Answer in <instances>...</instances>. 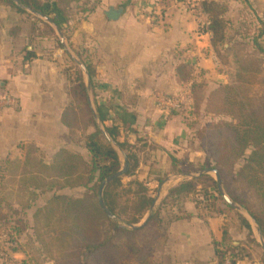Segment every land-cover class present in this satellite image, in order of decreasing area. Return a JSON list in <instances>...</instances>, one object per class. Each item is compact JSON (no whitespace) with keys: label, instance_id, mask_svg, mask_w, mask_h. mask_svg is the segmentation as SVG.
<instances>
[{"label":"crops","instance_id":"obj_1","mask_svg":"<svg viewBox=\"0 0 264 264\" xmlns=\"http://www.w3.org/2000/svg\"><path fill=\"white\" fill-rule=\"evenodd\" d=\"M55 1L47 0L50 17L27 9L38 18L41 32L48 31L45 24L54 31L36 36L30 34L29 25L16 9L0 5V16L5 15L0 20V94L16 98L14 107L0 111V140L15 141L3 142L6 149L0 154V165L8 160L23 161L29 149L46 160L60 148L78 149L70 139L69 128L62 122L63 112L71 103L72 58L81 69L80 63L86 67L82 71L93 114L98 115V106L107 116L105 124L116 126L120 140L136 149L139 159L136 176L149 186L155 198V211L171 188L199 176L200 171H176L173 158L197 164L205 162L207 154L198 140L193 139L194 131L190 127L194 97L192 110H186V114H164L155 107L154 99L158 94H174L191 82L216 76L221 63L211 33L200 25L192 7L177 0H94L93 5L88 0H68L67 18L55 10ZM246 1L256 2V17L263 29L264 0ZM110 6L123 8L118 20H109L105 15ZM52 16L61 21L63 30ZM86 65L95 71L93 89ZM184 65L192 70V78L187 82L178 72ZM196 68L198 80L194 76ZM98 124L104 129L101 121ZM14 149L22 153L12 156ZM81 151L86 155V150ZM0 176L9 175L4 171ZM218 207L224 206L220 203ZM173 212L184 216L168 229L164 252L172 264H218L216 243H222L226 230L237 246L233 256L243 254L236 264L264 261L262 236L244 210L239 212L250 223L255 243L248 239L249 232L239 227L235 217L203 211L193 198L187 199L182 210L174 207Z\"/></svg>","mask_w":264,"mask_h":264},{"label":"trees","instance_id":"obj_2","mask_svg":"<svg viewBox=\"0 0 264 264\" xmlns=\"http://www.w3.org/2000/svg\"><path fill=\"white\" fill-rule=\"evenodd\" d=\"M20 2L24 8L13 0H0V5L16 9L29 25L32 36L54 32L48 24H45L48 31L41 32L37 27L38 18L27 11L31 9L50 17L47 0ZM202 7L210 18L208 30L217 51L225 39L227 5L217 0H204ZM54 8L67 18L70 1L56 0ZM52 19L63 30L61 21L56 16ZM263 36L264 28L256 39ZM258 47L264 53V46L259 44ZM75 53L81 58L77 51ZM70 59L73 63L69 74L71 103L63 112L62 122L69 128L70 139L78 149L60 148L50 160L29 149L23 161L8 160L0 165V172L5 171L9 175L7 178L0 176V181L4 180L0 191L6 190L8 185H17V194L27 197L26 201L20 202L22 208L26 210L36 206L31 229L41 246L40 251L47 258L56 260V264H126L131 255L138 264H155L152 260L153 246L163 251L168 242L170 225L184 216L176 215L173 208L182 210L190 198L200 205L197 201L200 193L208 200V213L231 211L239 227L249 232L248 239L255 243L250 223L225 201L210 174H201L171 188L156 210H152L155 198L146 181L136 176L139 165L136 149L127 141L120 140L116 126L105 124L107 116L97 106L104 129L117 142L118 149L129 162L127 173L104 189V200L115 216L112 220L100 207L98 193L103 180L123 167V160L119 151L104 137L90 106L83 71L75 60ZM86 66L93 89L95 71L90 65ZM178 72L185 82L192 78V70L186 65L181 66ZM259 72L258 61H242L235 82L218 83L219 88L211 94L212 97L215 95L211 103L214 106L208 111L229 116L230 121L215 125L216 132L206 161L195 164L173 158L172 164L176 171L185 173H196L206 168L217 170L226 194L256 221L264 239V97L254 98L248 90ZM195 86L196 83H193V89ZM194 126L195 123L190 121V127L193 129ZM79 148L86 150V155ZM80 190L79 196L70 193ZM12 193L16 191L12 190ZM44 196V202L39 203ZM219 203L224 207H218ZM7 204L10 211L15 212L12 204ZM201 209L204 211L202 206ZM150 213L152 217L146 226L138 229L131 227L142 223ZM12 243L17 244L16 240ZM236 248L226 230L222 243H216L218 264H225L226 257L233 256ZM240 255L242 257L243 254Z\"/></svg>","mask_w":264,"mask_h":264},{"label":"rangeland","instance_id":"obj_3","mask_svg":"<svg viewBox=\"0 0 264 264\" xmlns=\"http://www.w3.org/2000/svg\"><path fill=\"white\" fill-rule=\"evenodd\" d=\"M92 1L94 0H88L90 3ZM229 1H220L222 4L227 5L225 13V39L218 46L217 55L221 66L218 68L215 76L221 79V82L215 79V77L207 80L201 79L199 82H196V86L193 89L194 110L191 113V117L195 123L193 139L198 140L200 148L206 154L215 136V125L221 121H230L229 116L213 114L208 111L214 106L211 103L215 95L212 97L211 94L219 88L218 83L232 84L235 82L240 62L249 59L258 61L260 72L257 74L256 80L248 86V90L249 95L254 98L264 97V53L258 47L259 44L264 46V39H256L260 30H262L256 17V2H248L246 0ZM93 3L95 4L96 1ZM192 9L195 11L193 7ZM4 17L5 15L1 14L0 20ZM7 19L10 20V18ZM198 78L199 75L195 77L196 80ZM197 85H200L201 88L197 87ZM205 86L207 89H204ZM204 90H207V93H204ZM63 100L66 102L65 98ZM184 112L185 114L188 113L183 111L181 114H184ZM200 135L205 137L201 138ZM201 140L204 141V146ZM3 142L13 143L15 141L0 140V154H4V149H6V144L4 146ZM19 153H22V151L14 149L10 154L15 156ZM121 157L123 160L122 155ZM242 162L240 161V163ZM12 190L13 192L16 191V193H12ZM81 192V190L70 191V193L77 196L81 195ZM45 198L46 196L39 203H43ZM1 200L3 202L0 204V264H56V260L47 258L40 251L41 246L36 241V237L31 229L36 206L26 210L23 209L20 202L26 201L27 197L17 194V187L14 185H8L6 190L0 191ZM7 203L12 204L15 212L10 211ZM227 215L231 219L234 218V214L231 211H228ZM7 220H9V223ZM18 229H20V232H18ZM12 240H16L17 244L12 243ZM154 247L152 260L155 264H172L171 258H168L164 252L165 250H156ZM240 257L239 252L236 258L240 259ZM125 262L126 264H138L135 257L131 255Z\"/></svg>","mask_w":264,"mask_h":264},{"label":"built area","instance_id":"obj_4","mask_svg":"<svg viewBox=\"0 0 264 264\" xmlns=\"http://www.w3.org/2000/svg\"><path fill=\"white\" fill-rule=\"evenodd\" d=\"M184 4L190 5L195 9V13L198 16L200 25L204 28H209L210 18L206 11L202 7L204 0H177ZM199 73V70L196 68L194 71V76L196 77ZM192 83L186 88L174 93V94H158L155 96L154 105L164 114L179 113L186 110H192L193 103V92H192ZM16 105V98L9 94H0V111L5 108L14 107ZM197 201L208 211V200L203 193H200L197 197ZM233 262L238 263L237 258L233 256H227L225 259V264H232Z\"/></svg>","mask_w":264,"mask_h":264},{"label":"water","instance_id":"obj_5","mask_svg":"<svg viewBox=\"0 0 264 264\" xmlns=\"http://www.w3.org/2000/svg\"><path fill=\"white\" fill-rule=\"evenodd\" d=\"M17 5L22 6L21 2L19 0H13ZM35 13V11H33ZM123 13V8L122 7H114V6H110L108 8V10H106L105 12V15L107 16V18L109 20H112V21H115V20H118L119 17L121 16V14ZM52 24H54V22L50 19H48ZM57 31L60 35V38H61V42L64 44V38H63V35L61 33V30L59 29V27H57ZM81 67L82 69L85 71L86 70V67L81 64ZM219 82H221V79H218ZM90 84V80L88 79V85ZM95 115V118L98 120V122H100L99 120V117L98 115L96 114V112L94 113ZM100 127H101V130L103 132V135L104 137L106 138V140L111 143L115 148H118V145H117V142L110 136V134L102 128L101 124H100ZM122 155H123V167L116 173H114L113 175L109 176L108 178H106L105 180H103V182L101 183V186H100V189H99V193H98V200H99V204H100V207L103 209V211L113 220L115 219V216L114 214L112 213V211L109 209V207L107 206L105 200H104V196H103V193H104V189L105 187L111 183L112 181H114L115 179L121 177V176H124L128 169H129V162H128V158L126 157V155H124V153L122 152ZM205 173H213L215 175V179H216V182H217V187H218V190L220 192V194L222 195V197L225 199V201L234 209L236 210H239V211H242V207L240 205H238L234 200H232L227 194L226 192L224 191V188H223V184H222V178L219 174V172L215 169H204L202 171H200L198 173V175H201V174H205ZM154 205L155 203H153L152 205V210L154 209ZM152 217V214H148L146 216V218L143 220L142 223L138 224V225H132L131 227L133 229H138V228H141V227H144L147 225L148 221L150 220V218ZM252 221L256 224V221L254 219H252ZM261 238V241L263 242L264 244V240L262 237ZM210 264H213V263H210Z\"/></svg>","mask_w":264,"mask_h":264}]
</instances>
